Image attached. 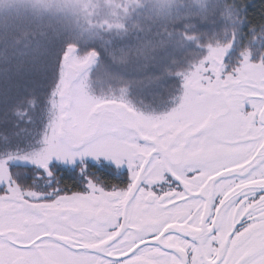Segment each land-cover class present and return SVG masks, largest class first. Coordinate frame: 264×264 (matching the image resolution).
I'll list each match as a JSON object with an SVG mask.
<instances>
[{"label": "rangeland", "instance_id": "1", "mask_svg": "<svg viewBox=\"0 0 264 264\" xmlns=\"http://www.w3.org/2000/svg\"><path fill=\"white\" fill-rule=\"evenodd\" d=\"M206 1L210 0L113 1L117 3L115 10L122 12L121 18L105 28L131 32L139 22L146 25L163 18L176 22L190 15L192 7ZM219 4L224 9V20H238V8ZM8 5L0 0V15L11 9ZM185 27L191 30L188 24ZM239 31L223 36L222 41L214 38L207 42L203 59L182 72L178 94L173 99H157L152 108L148 103L142 108L133 106L125 96L126 89L96 86L94 71L99 57L93 52L80 55L76 49L69 50L46 114L32 121V129L20 145H0V205H32L30 200L42 202L47 196L42 191L49 189L51 183L36 185L38 189L32 192L12 182L11 170L18 166L33 167L37 173L42 166L51 164L65 168L112 157L117 163L123 157L134 159L139 152L136 144L145 140V144L153 142L159 146L156 160L160 180L165 181L166 175L190 172L192 209L205 210L211 217L220 213L224 217L223 230L232 233L230 224L242 220L246 209L251 208L250 201L264 200V29L250 33L246 45ZM185 41L194 43L193 37ZM67 66L74 67L80 77L72 88L71 121L65 125V138L60 139L68 104ZM130 114L131 119L127 117ZM21 175L15 172L14 178ZM89 189L93 196L100 187L91 184ZM232 194L241 206L233 208L228 198ZM55 195L60 194L48 196ZM82 203V198H71L51 205ZM134 206L137 205H132V210ZM7 228L6 217L0 223V232ZM261 233L263 238L236 249L234 239L223 232L212 237L207 228L204 252L210 260L215 253L220 254L223 264H264L263 223Z\"/></svg>", "mask_w": 264, "mask_h": 264}, {"label": "flooded vegetation", "instance_id": "2", "mask_svg": "<svg viewBox=\"0 0 264 264\" xmlns=\"http://www.w3.org/2000/svg\"><path fill=\"white\" fill-rule=\"evenodd\" d=\"M67 124L63 116L60 135H65ZM140 141L136 157H123L119 164L112 157L65 168L51 164L38 169L39 176L28 174L31 187L25 191L34 192L43 183L51 187L42 191L47 195L42 202L0 205V223L7 217L9 225L0 232L5 240L0 241V264H223L214 250L212 260L204 252L207 228L212 237L223 232L234 239L236 249L263 238L264 200L250 201L251 208L242 220L230 224L228 234L220 213L211 217L205 210L192 209L190 172L166 175L161 181L159 146ZM63 171L73 176L76 189L61 182ZM12 182L18 186L14 177ZM91 184L99 185L98 194L91 196ZM71 198H82L84 203L51 205ZM228 198L233 208L241 206L235 194ZM132 205L137 206L132 210Z\"/></svg>", "mask_w": 264, "mask_h": 264}, {"label": "trees", "instance_id": "3", "mask_svg": "<svg viewBox=\"0 0 264 264\" xmlns=\"http://www.w3.org/2000/svg\"><path fill=\"white\" fill-rule=\"evenodd\" d=\"M1 1L11 7L0 15L2 146L10 142L20 145L32 129V121L46 114L59 83L62 61L71 49L99 57L94 71L96 86L126 89L125 96L133 106L142 108L148 103L152 108L157 99H173L178 94L182 72L203 59L207 42L214 38L222 41L223 36L240 29L246 45L250 33L264 29V0H210L195 5L190 15L176 22L164 18L146 25L139 22L131 32L105 28L121 18L122 12L115 10L117 3H112L117 0ZM219 3L238 8V20H224ZM190 37L194 43L187 44ZM15 172L23 173L15 179L24 190L31 187L28 174L41 175L29 166L12 169V178ZM62 174L61 182L76 189L73 176L66 171Z\"/></svg>", "mask_w": 264, "mask_h": 264}, {"label": "water", "instance_id": "4", "mask_svg": "<svg viewBox=\"0 0 264 264\" xmlns=\"http://www.w3.org/2000/svg\"><path fill=\"white\" fill-rule=\"evenodd\" d=\"M79 73H77V70L72 67V66H67L66 67V81H67V96H68V104L65 106V111L67 112V114L64 116V122L68 123L71 121V115H70V110H71V106L73 103V96H72V88L75 85V83H77V81L79 80ZM128 118L131 119V114L127 115ZM62 139L65 137V135L61 134L60 136Z\"/></svg>", "mask_w": 264, "mask_h": 264}]
</instances>
